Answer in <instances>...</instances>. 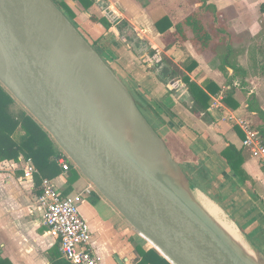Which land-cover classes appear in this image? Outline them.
<instances>
[{
    "label": "crops",
    "instance_id": "1",
    "mask_svg": "<svg viewBox=\"0 0 264 264\" xmlns=\"http://www.w3.org/2000/svg\"><path fill=\"white\" fill-rule=\"evenodd\" d=\"M53 1L66 6L62 11L68 17L67 11L73 15L71 21L89 43L95 44L169 150L172 148L185 174L204 192L191 182L194 188L219 206L255 252L264 254V167L243 148L241 130L226 120L228 114L235 113L264 131V39L257 40L264 28V0ZM195 9L201 10L212 37L210 49L203 53L190 40L175 35L176 24ZM116 20L130 25L134 40L120 35ZM243 36L248 40L236 39ZM138 41L144 43L138 46ZM159 62L163 64L156 67ZM164 66L175 75L174 81L163 74ZM185 78L208 94L207 111L194 110ZM221 95V108H213L214 99ZM229 146L241 153L245 180L223 156ZM28 160L0 161V259L11 264H52L51 252L58 247L61 254L60 243L48 233L36 201L45 177L37 169L31 182L23 180ZM58 165L61 173L46 179L55 181L63 196L78 199L81 216L91 226L97 254H105L113 264H119L115 256L123 264H138L137 247L155 249L77 168L69 189V173L59 161ZM91 194L99 197L97 203L90 201Z\"/></svg>",
    "mask_w": 264,
    "mask_h": 264
},
{
    "label": "water",
    "instance_id": "2",
    "mask_svg": "<svg viewBox=\"0 0 264 264\" xmlns=\"http://www.w3.org/2000/svg\"><path fill=\"white\" fill-rule=\"evenodd\" d=\"M0 84L169 262L264 264L196 202L133 94L53 0H0Z\"/></svg>",
    "mask_w": 264,
    "mask_h": 264
},
{
    "label": "trees",
    "instance_id": "3",
    "mask_svg": "<svg viewBox=\"0 0 264 264\" xmlns=\"http://www.w3.org/2000/svg\"><path fill=\"white\" fill-rule=\"evenodd\" d=\"M57 6L61 10H67L64 4H57ZM67 14L69 15V17H67L72 19L73 15L70 12L68 13V11ZM101 22L107 26V28L111 25L106 20H102ZM159 24L160 22L157 26ZM115 25H117V30L123 38L134 40L130 35L132 34L134 38L135 35L126 21L120 22L119 20H116ZM175 29V35L182 40H190L199 53H203L210 49L212 37L202 21L200 9L193 10L182 22L176 24ZM142 43L144 42L138 41L137 45L140 46ZM91 45L96 49L95 44ZM162 64V62H159L156 67H161ZM193 66L195 68L194 63ZM262 72L264 73V64ZM163 74L169 76L171 81L176 79L173 73H169L166 66L163 68ZM184 81L193 98L194 110L196 112L207 111L210 103L208 94L200 86L191 82L190 79L185 78ZM208 88L209 87L206 86V89ZM145 117L147 118V116ZM148 120L151 123L150 119ZM152 126L155 127L153 124ZM260 133L264 135V131H261ZM170 150L174 155L172 148H170ZM240 155L241 153L233 146H229L223 152L224 158L227 160L233 171L244 179ZM21 157L25 160H33L42 177L54 178L62 171L58 165V161L63 157V152L59 149L48 132H46V130L25 109L20 108L18 102L0 84V161L18 162ZM179 165L184 171H186L182 163H179ZM66 173H69L68 182L70 189L76 180V169L72 163H70V168ZM188 177L197 188L204 192L196 181L192 180L190 176ZM36 180L38 182L39 177H37ZM98 199V196L91 194L90 201L92 203H97ZM136 251L140 256L138 264H170L169 261L155 249L146 251L137 247ZM51 259L52 264H69L61 257L58 247L52 250ZM0 264H11V262L6 259H0Z\"/></svg>",
    "mask_w": 264,
    "mask_h": 264
},
{
    "label": "built area",
    "instance_id": "4",
    "mask_svg": "<svg viewBox=\"0 0 264 264\" xmlns=\"http://www.w3.org/2000/svg\"><path fill=\"white\" fill-rule=\"evenodd\" d=\"M223 100V95L214 99L213 108H221ZM226 120L241 130L244 134L243 148L248 150L264 167L263 135L250 120L235 113L228 114ZM69 162L72 163L63 153L59 164L64 172L69 170ZM36 174H38V170L35 164L28 160L25 163L23 180L31 182ZM40 186L41 194L36 201L43 212V224L48 229V233L59 241L63 258L69 264H102L101 258L92 245L91 226L81 216L78 199L72 196H63L55 181L51 179H42Z\"/></svg>",
    "mask_w": 264,
    "mask_h": 264
},
{
    "label": "bare ground",
    "instance_id": "5",
    "mask_svg": "<svg viewBox=\"0 0 264 264\" xmlns=\"http://www.w3.org/2000/svg\"><path fill=\"white\" fill-rule=\"evenodd\" d=\"M193 198L201 208L215 220L249 255L255 256V251L248 245L245 239L238 233L234 225L228 221L218 205L210 202L203 193L197 189L192 190ZM156 248V246L150 242ZM157 249V248H156Z\"/></svg>",
    "mask_w": 264,
    "mask_h": 264
},
{
    "label": "rangeland",
    "instance_id": "6",
    "mask_svg": "<svg viewBox=\"0 0 264 264\" xmlns=\"http://www.w3.org/2000/svg\"><path fill=\"white\" fill-rule=\"evenodd\" d=\"M225 35L228 33L226 31L223 32ZM230 34V39H232L231 37V33ZM237 40H248V38L246 36H243V37H239V38H236ZM264 39V28H263V31H262V34H261V38L259 37L257 40H263ZM20 105V104H19ZM20 108H23L21 105H20ZM24 109V108H23ZM151 121V120H150ZM84 202L86 203V200H84ZM85 205V204H84ZM40 212V211H39ZM41 214V212H40ZM120 239L118 240H114V241H117L119 242ZM101 242V241H100ZM98 254L102 257V260H103V264H113V261L108 259V257L105 256V254L103 253H100L98 252Z\"/></svg>",
    "mask_w": 264,
    "mask_h": 264
}]
</instances>
